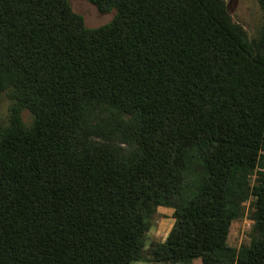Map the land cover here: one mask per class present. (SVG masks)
<instances>
[{
  "label": "trees",
  "instance_id": "1",
  "mask_svg": "<svg viewBox=\"0 0 264 264\" xmlns=\"http://www.w3.org/2000/svg\"><path fill=\"white\" fill-rule=\"evenodd\" d=\"M88 1L113 18L0 0V92L33 114L0 127V264H264V29L221 0ZM158 206L173 224L146 252Z\"/></svg>",
  "mask_w": 264,
  "mask_h": 264
},
{
  "label": "rangeland",
  "instance_id": "2",
  "mask_svg": "<svg viewBox=\"0 0 264 264\" xmlns=\"http://www.w3.org/2000/svg\"><path fill=\"white\" fill-rule=\"evenodd\" d=\"M227 9L231 22L239 27L248 41L258 40L264 29V10L257 0H221ZM72 10L83 17L87 27H98L109 22L115 9L102 12L88 0H69ZM13 89L0 92V127L6 125L18 112L25 124L32 122L33 114L27 108L17 109V102ZM19 110V111H18ZM259 168L250 169L244 176L249 185L257 183ZM253 197L243 206L242 214L232 221L229 228L228 242L233 247L248 245L253 235V222L250 214L253 211ZM169 207L158 206L157 212L145 232L144 251L147 252L151 244L165 240L173 222ZM197 263V262H196ZM128 264H182L170 261L135 260Z\"/></svg>",
  "mask_w": 264,
  "mask_h": 264
},
{
  "label": "crops",
  "instance_id": "3",
  "mask_svg": "<svg viewBox=\"0 0 264 264\" xmlns=\"http://www.w3.org/2000/svg\"><path fill=\"white\" fill-rule=\"evenodd\" d=\"M170 212H171V218H172V208L170 209ZM172 222H173V218H172ZM188 264H201V261L199 258H195L191 262H188Z\"/></svg>",
  "mask_w": 264,
  "mask_h": 264
}]
</instances>
